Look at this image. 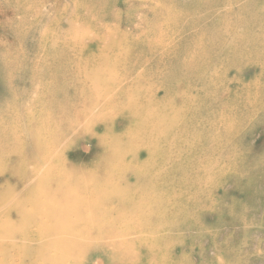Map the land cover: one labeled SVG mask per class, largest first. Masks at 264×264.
Returning a JSON list of instances; mask_svg holds the SVG:
<instances>
[{
    "label": "rangeland",
    "instance_id": "1",
    "mask_svg": "<svg viewBox=\"0 0 264 264\" xmlns=\"http://www.w3.org/2000/svg\"><path fill=\"white\" fill-rule=\"evenodd\" d=\"M164 1L77 0L78 29L101 38L102 33L95 32L94 28L106 27L119 37V42L105 54L108 57L117 56L122 47L130 53L129 57L104 66L115 73L113 80L100 75L101 79L109 81L111 91L108 96L99 95V103L108 108L113 121L119 120L122 127L140 121L136 117H122L131 107L124 101L126 95L130 100L141 99L138 94H144L147 99L142 96V101H149L153 109H162L160 105L166 99L175 100L177 93L173 88H179L184 95L178 100V106L186 108L174 125L175 141L170 161L156 160L153 174L156 169H165L166 173H171L167 178L170 180L174 175L178 178L183 172L185 176L196 177L197 187L180 188L176 184L178 178L173 184L175 192L172 195L165 180L161 181L164 183L159 187V200H163V217L152 219L149 224L142 221L143 231L137 232L140 233L138 238H134L135 233L130 234L134 231L132 227H126L124 232L132 239L124 245L129 256V262L125 264H264V53L255 52L253 47L252 51L245 52H230V49L216 51L219 43L210 42L208 46L211 47L205 53L215 58L211 64L196 66V70L189 69L187 74L180 73L176 70V56L193 42L190 37L194 33L170 32L168 27H164L168 22ZM193 1L169 0L174 10L176 7L183 9L182 6ZM64 5H70L68 10L73 11L76 3L75 0H68ZM42 7L38 0H0V75L6 72L7 63L17 64L25 58L29 61L23 68L29 73L36 68L32 58L45 56L50 64L53 60L48 51L52 50L51 35L55 33L51 32V28L59 29L60 34H57L62 36V41L69 38L71 30L65 20L51 16L45 23L37 18L45 10ZM22 9L30 11L25 15ZM182 13L191 14L188 10ZM252 33L258 35L260 29L254 28ZM156 38L167 44L168 50L153 49L154 52H149L148 43ZM240 38L246 40L245 35ZM223 43L227 46L228 39ZM71 49V46L63 49L62 84L52 96L48 94L46 102L52 103L51 98L55 94L63 98L61 109L65 110V121L62 129L66 141L62 143L59 163L63 162L67 167L91 169L92 165L86 158L89 147L97 144L96 138L101 135L110 138L116 129L105 131L93 122L99 113L88 106L91 104L88 99L92 89L87 78L94 66L87 48L77 46L76 50ZM75 54L77 63H73ZM11 68L17 69V66ZM199 73L206 82L201 81ZM27 82L28 79L22 80L24 84ZM46 83L51 88V80ZM2 90L0 83V104L17 102L15 93L9 96ZM47 109L54 111L51 105ZM6 111L0 106V114L4 116ZM74 114L77 120L67 121ZM92 130L97 134L93 138L86 137ZM131 142L141 144L142 140L133 139ZM116 143L123 147L127 140L119 136ZM145 158L142 156L139 159ZM4 160L0 170L20 165L17 159ZM128 161L120 159L114 165L126 168L122 174L123 182L131 184L134 174L127 168ZM11 179L8 178L9 182ZM96 195L93 196L95 200H103L102 194ZM83 196L80 191L79 197ZM165 200L173 205L165 206ZM102 206L104 210L116 212L118 204L116 199H109ZM38 207L37 204L21 201L9 205L11 211L26 214L28 218H32ZM2 222L7 229L17 228L20 224L15 216ZM28 229L24 231L27 237L31 234V227ZM97 245L91 240L90 247L84 254L81 253L83 260L77 259L74 264H104V252ZM23 248L14 242H0V250L3 251L0 264L41 263L34 253L26 260L27 248ZM65 264H72L71 259Z\"/></svg>",
    "mask_w": 264,
    "mask_h": 264
},
{
    "label": "bare ground",
    "instance_id": "2",
    "mask_svg": "<svg viewBox=\"0 0 264 264\" xmlns=\"http://www.w3.org/2000/svg\"><path fill=\"white\" fill-rule=\"evenodd\" d=\"M38 1L43 4L42 8L45 10L41 11L37 18L46 23L51 16L59 17L68 23L71 32L69 38L62 41L59 29L57 27L50 29L51 32H55L51 35L52 50L48 51L53 60L50 64L45 56H39L31 59L36 65L31 73L24 71L23 68L29 58L23 59L24 63L9 62L6 67L3 66L6 72L0 75L1 89L9 96L15 93L18 100L14 103L0 104L7 110L4 116L0 114V165L3 159L6 161V158L12 161L17 159L20 165L0 170V242H14L21 248L25 246L23 249L27 248L24 255L26 260L31 253H34L42 264H65L68 259L74 264L77 259L83 260L81 253H85L90 247V241L93 240L98 244L96 247L104 252V264H125L129 262V256L124 245L132 239V236L124 232L126 227H132L134 231L130 234L135 233L134 238H138L143 231L142 221L149 224L152 219L158 220L163 217L161 212L163 200H159L161 196L159 187L164 183L161 181L165 180L172 195L175 192L173 184L178 178L176 184L178 183L180 188L186 190L190 185L197 187L196 177L185 176L183 172H180L178 178L174 175L170 180L167 178L171 173H166L165 169L161 171L156 169L157 172L153 174V170L155 171L153 163L156 160L161 159L165 163L170 161V153L175 141L174 125L186 108L179 107L178 100L183 99L184 95L179 88H173L178 98L175 97L176 101L166 99L160 105L162 109H153L149 101L144 103L142 101L144 94L142 96L138 94V98L141 99L130 100L126 95L124 101L131 107L122 117L125 119L136 117L140 118V121L122 127L119 120L113 121L108 108H103L104 104L99 103V95L108 96L111 91L109 81L100 77L108 76L110 80L115 78V73L104 66L129 57L127 48L122 47L116 53L117 56L108 57L105 52L113 50L119 42V37L102 26L94 28L95 32L102 33L101 38L92 32L80 31L77 0L73 11L68 10L70 5H64L68 0ZM168 2L169 0H166L163 3L168 19L164 27H168L170 32L194 33L190 37L193 42L186 45L188 51L182 48L176 56V70L180 73L187 74L189 69L196 70V66L204 67L211 64L215 58H210L205 53L206 49L211 47L208 46L210 42L219 43L216 51L230 49L228 50L230 52H245L252 51L253 47L255 52L264 53V0L257 2L194 0L190 5L182 6L183 9L176 7L175 10ZM185 10L190 11L191 14L182 13ZM22 11L26 15L30 10L22 9ZM88 12L91 14L90 9ZM88 12L85 11L86 14ZM254 28L260 29V34H253ZM242 35L246 36L245 41L240 38ZM227 39L229 44L225 46L223 42ZM196 40L200 42L197 43ZM121 43L125 45L124 41ZM148 44L149 52H154L153 49L164 52L168 50V45L159 38ZM66 46H71L72 51L76 50L77 46L89 50V58L94 69L87 78L91 82L92 89L88 99V103L91 104L88 106L99 113L94 117L93 122L105 131L116 129L110 138L101 135L96 138L98 146L95 144L89 147L86 158L92 165L91 169L67 167L63 162L59 163L62 143L66 141L63 135L65 131L62 129L65 121V110L61 109L63 98L55 94L51 98L52 103L46 102L48 94L52 96L62 84L61 62L64 56L63 49ZM73 63H77V54L74 55ZM14 65L17 69L11 68ZM199 77L203 81L200 73ZM25 79H28V82L24 84L22 80ZM47 80H51V88L46 83ZM203 82H206V79ZM139 91L141 93V89ZM48 105L53 106L54 111L47 109ZM77 118L74 114L72 117L69 116L67 121ZM96 134L95 130H92L90 134H86V137L93 138ZM119 136L127 140L123 147L116 143ZM133 139L135 141L141 139L142 143L133 144L131 142ZM99 147H101L100 151ZM142 156L146 158L139 159ZM124 158L130 160L127 168L134 174L131 184L123 182L122 174L126 168L123 166L118 168L114 165ZM164 172L166 175H163ZM8 178H12L13 181L9 182ZM91 179L94 181H89ZM80 191L84 193L83 197H79ZM96 193L102 194L103 200H95L93 196ZM109 199H116L118 204L116 212L103 209V203ZM14 201L37 204L39 207L33 216L31 215L32 218H28L26 214L11 211L9 205ZM167 204L173 205L171 201L165 200L164 205ZM144 209L146 211L141 212ZM12 216L18 217L20 224L17 228L7 229L2 221H7ZM29 227L31 234L27 237L24 231ZM137 232H140L139 235ZM31 247L37 248L28 249ZM2 253L3 251L0 250V256Z\"/></svg>",
    "mask_w": 264,
    "mask_h": 264
}]
</instances>
